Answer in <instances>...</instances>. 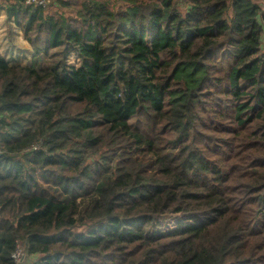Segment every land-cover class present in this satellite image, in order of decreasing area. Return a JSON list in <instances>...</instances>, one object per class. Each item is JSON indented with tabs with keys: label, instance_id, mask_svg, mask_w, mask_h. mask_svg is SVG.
Here are the masks:
<instances>
[{
	"label": "trees",
	"instance_id": "obj_1",
	"mask_svg": "<svg viewBox=\"0 0 264 264\" xmlns=\"http://www.w3.org/2000/svg\"><path fill=\"white\" fill-rule=\"evenodd\" d=\"M25 1L0 264H264V0Z\"/></svg>",
	"mask_w": 264,
	"mask_h": 264
},
{
	"label": "crops",
	"instance_id": "obj_2",
	"mask_svg": "<svg viewBox=\"0 0 264 264\" xmlns=\"http://www.w3.org/2000/svg\"><path fill=\"white\" fill-rule=\"evenodd\" d=\"M15 28H17V27H16L14 21L13 20L8 21L7 16H6V12L4 10H0V51L3 55V57L9 63L8 59L11 57L12 47L15 46L16 40L19 39L18 45L16 44V48L19 49L21 52H25L26 54H28V56H30V55L32 56V58H30V63H29V65H30L32 63L31 61H33L34 52H33L32 48L30 47L29 43L27 42L26 38L24 37L23 33L20 31L19 28H18L19 34L16 35L17 39L14 38V34L16 33ZM11 32L13 34V37L10 38ZM5 35L8 36V39H7L8 43L3 44V40H5L7 38V37H5ZM10 40H12L13 42H10ZM6 44H8V45L10 44L11 48H8V49L5 48V47H7ZM9 50H11V51H9ZM17 64L23 65V66H28V65L21 64V63H17Z\"/></svg>",
	"mask_w": 264,
	"mask_h": 264
},
{
	"label": "rangeland",
	"instance_id": "obj_3",
	"mask_svg": "<svg viewBox=\"0 0 264 264\" xmlns=\"http://www.w3.org/2000/svg\"><path fill=\"white\" fill-rule=\"evenodd\" d=\"M16 30V33L14 34V38L17 39L16 35L19 34V30L18 28H15ZM5 37H7L5 40H3V44L4 43H8V36L5 35ZM13 37V34L12 32L10 33V38ZM10 42H13L12 40H10ZM18 42H19V39L16 40V43H15V46L12 47V51H11V57L8 59L9 60V65L11 66H16L18 65L17 63H21V64H24V65H29L30 63V58H32V56H28V54H26L25 52H21L19 49L16 48V44L18 45ZM7 47L5 48H11L10 44H6ZM17 49V50H16ZM5 50V49H4ZM8 52V51H7ZM16 58V59H15ZM32 62V61H31ZM69 63L71 65H78L79 62L77 61L76 57L74 55L70 56V59H69ZM177 222V219L176 218H170L168 220H165V221H162L160 223V226L157 228V230L160 232V231H164V230H169V229H172L175 224ZM29 261H33L31 258L29 259Z\"/></svg>",
	"mask_w": 264,
	"mask_h": 264
},
{
	"label": "built area",
	"instance_id": "obj_4",
	"mask_svg": "<svg viewBox=\"0 0 264 264\" xmlns=\"http://www.w3.org/2000/svg\"><path fill=\"white\" fill-rule=\"evenodd\" d=\"M25 2L28 5H37L42 7H46L49 4V0H26ZM11 258L14 264H23L27 258V255L25 254V246H23L21 243H18L17 248L13 252Z\"/></svg>",
	"mask_w": 264,
	"mask_h": 264
}]
</instances>
